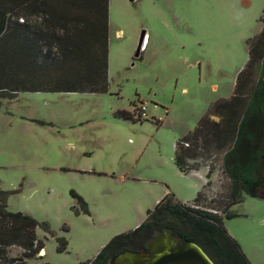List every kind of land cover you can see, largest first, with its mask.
<instances>
[{
	"label": "rangeland",
	"instance_id": "374dc122",
	"mask_svg": "<svg viewBox=\"0 0 264 264\" xmlns=\"http://www.w3.org/2000/svg\"><path fill=\"white\" fill-rule=\"evenodd\" d=\"M263 8L264 0H108L104 92L0 97L7 209L44 224L35 230L43 257L25 264L84 263L113 236L135 228L166 191L183 203L194 198L206 181L204 169L180 173L174 143L232 94ZM251 73L252 81L264 79V59ZM141 105L140 120L118 113ZM209 157L215 191L225 181L220 155ZM229 211L222 221L227 233L251 264H264V197L244 195ZM9 251L19 255L16 247Z\"/></svg>",
	"mask_w": 264,
	"mask_h": 264
},
{
	"label": "trees",
	"instance_id": "16d2710c",
	"mask_svg": "<svg viewBox=\"0 0 264 264\" xmlns=\"http://www.w3.org/2000/svg\"><path fill=\"white\" fill-rule=\"evenodd\" d=\"M259 21V32L246 41L247 61L235 77L232 94L215 102L174 143L172 160L179 172L201 171L210 162L194 198L181 203L167 191L135 228L113 236L81 264H107L119 252L143 246L154 230L164 227L198 244L215 264H251L222 221L233 215L229 207L244 195L264 197V79L251 80L252 67L264 59V8ZM107 67L108 0H0V97L104 92ZM135 110L118 113L140 120ZM212 154L220 155L219 173L225 181L215 191L210 182ZM10 193L0 188V264H25L43 257L38 255L43 242L35 230L44 224L9 211ZM71 194L86 212L82 198ZM59 245L64 249L66 242ZM11 247L19 249L18 256L10 254Z\"/></svg>",
	"mask_w": 264,
	"mask_h": 264
},
{
	"label": "water",
	"instance_id": "95a60500",
	"mask_svg": "<svg viewBox=\"0 0 264 264\" xmlns=\"http://www.w3.org/2000/svg\"><path fill=\"white\" fill-rule=\"evenodd\" d=\"M144 31L139 35L135 52L138 55ZM107 264H215L195 242L187 240L164 227L154 230L144 245L135 250H123L108 260Z\"/></svg>",
	"mask_w": 264,
	"mask_h": 264
},
{
	"label": "built area",
	"instance_id": "2783aa9c",
	"mask_svg": "<svg viewBox=\"0 0 264 264\" xmlns=\"http://www.w3.org/2000/svg\"><path fill=\"white\" fill-rule=\"evenodd\" d=\"M144 110H145V107H144L143 105H141V106L139 107V109L136 111V113L139 114L141 117H143V116H145V112H144ZM184 145L187 146L188 143L185 142ZM203 168H204L205 171H207V170L210 168V162H206V163L203 165ZM213 212H215V211H213Z\"/></svg>",
	"mask_w": 264,
	"mask_h": 264
},
{
	"label": "crops",
	"instance_id": "0c3cea01",
	"mask_svg": "<svg viewBox=\"0 0 264 264\" xmlns=\"http://www.w3.org/2000/svg\"><path fill=\"white\" fill-rule=\"evenodd\" d=\"M176 169H177V168H176ZM177 170H178V169H177ZM191 172H193V171H191ZM191 172H190V173H191ZM197 172H198V171H197ZM180 173H181V172H180ZM166 192H167V191H166ZM166 192H165V193H166ZM172 194H173V193H172ZM162 196H163V195H162ZM173 196H174V194H173ZM160 198H161V197H160ZM160 198H159V199H160ZM174 198H175V196H174ZM159 199H158V200H159ZM175 199H176V198H175ZM158 200H157V201H158ZM176 200H177V199H176ZM157 201H156V202H157ZM177 201H179V200H177ZM179 202H181V201H179ZM187 202H189V201H187ZM181 203H183V202H181ZM184 203H186V202H184Z\"/></svg>",
	"mask_w": 264,
	"mask_h": 264
},
{
	"label": "bare ground",
	"instance_id": "6f19581e",
	"mask_svg": "<svg viewBox=\"0 0 264 264\" xmlns=\"http://www.w3.org/2000/svg\"><path fill=\"white\" fill-rule=\"evenodd\" d=\"M43 253V251L42 250H40V253L39 254H42Z\"/></svg>",
	"mask_w": 264,
	"mask_h": 264
}]
</instances>
